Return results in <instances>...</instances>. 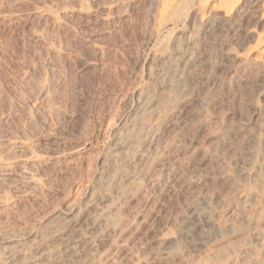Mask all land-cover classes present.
I'll list each match as a JSON object with an SVG mask.
<instances>
[{"label": "rangeland", "instance_id": "obj_1", "mask_svg": "<svg viewBox=\"0 0 264 264\" xmlns=\"http://www.w3.org/2000/svg\"><path fill=\"white\" fill-rule=\"evenodd\" d=\"M2 1L0 149L19 138L22 148L2 155L3 160L32 168L40 181L25 195L0 193L6 204L15 201L0 210V231L4 226L2 231L17 233L6 242H24L53 214H67L74 222L67 238L79 233L91 246L79 249L91 251L99 264H264V66L238 65L225 56H256V43L264 39L261 12L255 10L232 31L197 32L200 53L184 76V94L148 153L117 176L108 193L112 204H122L123 234L108 233L99 241L93 235L99 225L94 210L104 200L92 186L100 161L150 82L153 55L169 49L180 32L198 26L205 0H174L162 21L161 0ZM34 34L42 35L45 46ZM50 47L57 52L50 53ZM137 176L136 187H130L128 178ZM249 192L254 198L237 213L240 196ZM248 216L259 219L257 231H238ZM59 238H54L58 258L75 264L61 249L66 237ZM162 238H172L177 246L167 262L155 257ZM116 240L122 243L120 252ZM211 245L222 249L213 258L206 256ZM132 257L134 262L128 260Z\"/></svg>", "mask_w": 264, "mask_h": 264}, {"label": "bare ground", "instance_id": "obj_2", "mask_svg": "<svg viewBox=\"0 0 264 264\" xmlns=\"http://www.w3.org/2000/svg\"><path fill=\"white\" fill-rule=\"evenodd\" d=\"M10 1H15L17 3L18 0H10ZM160 2H161V5H160L159 11L157 13H159V17L161 18V21H162V19L167 17L170 6L174 2V0H161ZM12 3H14V2H12ZM52 3L54 4V2H52ZM56 3H57V0H56ZM72 6H74V5H72ZM103 8H105V7H103ZM255 10H259V12H261L260 16H261V19L264 21V0H205V10L197 18L198 26H196L195 28H193L187 32H180L175 37V40H173V42L171 43V46L169 49H167V50H165V52H161V53L156 52V54L153 55V58H152L153 59L152 60L153 61V65H152L153 71L151 70L152 71V78L148 79V80H150V82L148 81L149 83L144 88H142L141 90L139 89L140 91L138 93L139 94L138 99L136 98L138 100V103H137L134 111L132 112L131 117L126 122H124V124L121 126L119 131L115 134V136L113 135L114 136V143H113L112 149L107 153L106 157L104 156V158L100 161V165H101L100 166L101 167L100 175L98 174L99 178L94 182V184L92 186L95 194L101 193V195H102V196H100V197H102L101 200L102 199L104 200V201H102V203H99L98 206L94 205L95 210H96V211L94 210V213H96L95 215L97 217L96 216L95 217L98 218V224L99 225H97L98 226L97 230L93 231V235L99 241L104 239L108 233L114 234L117 232H122L121 230H119L122 220H121V222L119 221V219H121V217H119V215H118L119 212L121 213V211L119 209L121 208L120 206L122 204H120L118 206L117 204L114 205L110 202L112 199L111 197H109V195L111 194V192H110L111 187H114L113 186V185H115L114 181H117V179H116L117 176L121 177L120 174L124 173L129 167H132L133 164H135L137 159L141 158L146 153H148L147 151H148L149 146L151 145V141L153 140L152 138L154 136L159 135L161 127L164 126L163 123L166 120L165 118H167V116L170 114V112L172 113L171 110L173 109L174 103L180 98V96H182L184 94V92L186 90V84H185L184 76L187 75L188 72H190V69H192V67H194V65L197 63L196 62L197 56H198L197 54L200 51V50H198L199 45H197V43H196L197 32H199V30L204 31V30H206L208 28H212V27L213 28H215V27L223 28V30L225 29V30H229V31L235 30L238 26H240L239 25L240 22L242 20L245 21L246 20L245 18H248V15H250L251 13H254ZM31 19H32V17H31ZM246 22H248V21H246ZM99 23H100V21H99ZM23 26L25 27V24L22 25V27ZM35 26H33V27H35ZM26 28H28V27H26ZM18 29H19V27H18ZM24 30H26V29L22 28L23 32H24ZM67 30H68V28H67ZM28 31H29V29H28ZM24 33H27V32H24ZM27 34H29V33H27ZM31 35H33V34H31ZM263 35H264V33H263ZM41 36H40V34L39 35L34 34V40L36 42L40 43V45L45 46V42L42 40L43 38H41ZM29 37H31V36H29ZM29 37H28V39H29ZM26 38H27V36L25 37V39ZM31 39H32V37H31ZM93 39H95V38H93ZM34 40L32 39V41H34ZM31 43H33V42H31ZM62 45H63V43H62ZM43 49H45V48H43ZM47 49H48V47H47ZM50 51H49L50 53L55 54L57 52V49L51 48ZM93 51H95V50H93ZM255 54H256V56H254L253 58H249V59H243V58L239 59L237 56H234L232 52H227L225 54V56H226V58H233L234 57V59H236V62L238 63V65H242V66L245 65L246 66L248 64H260V65L264 66V39L259 40L256 43ZM236 62H235V64H236ZM35 63H36V61H35ZM31 77H33V76H31ZM152 117H159L158 118L159 120L157 119L158 121H154L155 119H153ZM18 139L6 141L5 145L2 144L3 148L0 149V193L2 191H16L20 195H22V194L25 195L29 189L31 191L40 182L38 179L37 173L32 171L31 170L32 168H28L30 165L28 167H25L28 169H22L20 167H17V168L12 167L11 165H9L8 163H6L4 161L5 160L4 156L7 155L8 152L13 151V150L18 151L22 148V143L19 142ZM21 139L22 138H20V140ZM23 142H24V140H23ZM2 155H4V156H2ZM138 177L139 176L134 177V178H131V177L128 178V180L130 179L129 180L130 185L129 184L128 185L130 187H134L137 184V180L139 179ZM39 186H40V184H39ZM13 193H15V192H13ZM31 193H33V192H31ZM108 193H109V195H108ZM36 195H38V194H36ZM103 196L105 198H103ZM254 196H255L254 193H250V192L246 195L240 196V201H239L238 207H236V212L237 213H241L242 211L244 212V207L247 205V203L251 199L254 198ZM11 200H13V199H11ZM24 200H25V198H24ZM91 202H93V201H91ZM91 204L85 205V207L86 206L91 207ZM10 206L14 207L15 201L14 202L12 201V203L6 204L4 201L0 200V210H5V209L9 208ZM84 209H86V208H84ZM118 210H119V212H118ZM80 212H81V210H80ZM53 215L48 221H46V223L43 222V225L42 226L40 225L41 228L39 229L37 234L31 235V234L26 233L28 239L24 242L23 241L22 242H12V243L6 242L8 239H13L17 233L13 230H3L2 231V229H4V226H3V228H1V231H0V264H59V263L62 264V262L60 261V259L57 256V254H59V253L56 252V250H55L56 248L54 247L56 245V247L58 248L57 243L54 245V243H55L54 238H59L61 236L63 238L64 237L67 238L66 233L68 231H70L69 229H72L71 227L73 226L72 224L74 223V222L72 223V220H71V218L73 216L68 217L67 214L66 215L55 214L54 216ZM88 215L90 216V214H88ZM91 220L93 221V219H91ZM258 220L259 219H256V217L248 216V217H246L244 224L242 226L238 227L237 230L241 231L243 233L244 232L245 233L251 232L257 228ZM88 223H90V222H88ZM117 223L118 224L120 223L119 227H117ZM229 227H230V225L228 226V228ZM226 228L227 227H223L222 231L226 230ZM231 228H232V225H231ZM9 229H11V228H9ZM123 231H125V230H123ZM255 231H257V230H255ZM64 234L66 236H63ZM78 234H76V236H73V237H68L67 239L64 238L65 240H62L63 243H62L61 249H63V248L65 249L64 252H66L67 256H70L72 258V260H74L75 264H99V261H97V259L96 260L94 259L93 254L92 255L90 254V252H91V251H89L90 249L87 248L89 252H85V253L82 252L83 250L82 251L80 250V249H83L82 246L88 245L89 242L86 241L85 239H79ZM120 234H123V232ZM118 235H119V233H118ZM115 236L117 237V235H115ZM120 236L121 235H119L118 237H120ZM172 238L171 239H165V238L163 239L162 238V240L160 239L161 243L160 242L159 243L162 246L159 244V246H161V247L158 248L157 251L155 252L156 253L155 257H156V260L158 259V262L159 261H163V262L166 261L167 262V260H170V258H172L173 253H175L174 251L176 248H174V247H177V246H175L176 242ZM106 240H107V238H106ZM58 241L60 243L61 240H58ZM119 241H120V238H119ZM115 242L117 243L115 245L117 248V251L120 252V249L122 248V243L118 242V240H116ZM59 246L61 247V243ZM88 246L91 247L90 245H88ZM87 249H86V251H87ZM92 249H94V248H92ZM111 249H113V247ZM221 250L222 249H219L218 246H215V247L212 246V248H209L207 250L206 256L209 255L213 258V256L215 257V255H217L218 252ZM112 251L115 252L116 249L112 250ZM231 253H233V252H231ZM231 253H229V254H231ZM107 254H109V253H107ZM223 254L224 253H222V255ZM225 256H227V255L225 254ZM60 257H62V256H60ZM91 257H93V258H91ZM66 259H69V257L68 258L66 257ZM88 259H90V260L92 259V261L88 262ZM110 259H111V257H110ZM131 259H133V257L129 258L128 260L131 262H134L135 258L133 261ZM223 259L225 261V258H223ZM232 259H230V260H232ZM128 260H127V263H129ZM204 260H205V258H204ZM214 260L216 261V259H214ZM209 261H211V260H209ZM215 261H213V262H215ZM226 261H227V259H226ZM239 261H240V259H239ZM69 262H70V264H72L70 259H69ZM135 262L136 263L138 262V264H139V261L135 260ZM136 263H131V264H136ZM222 263H223V261H222ZM226 264H228V263H226Z\"/></svg>", "mask_w": 264, "mask_h": 264}]
</instances>
